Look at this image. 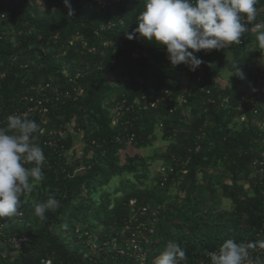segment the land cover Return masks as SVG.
<instances>
[{
	"label": "trees",
	"instance_id": "16d2710c",
	"mask_svg": "<svg viewBox=\"0 0 264 264\" xmlns=\"http://www.w3.org/2000/svg\"><path fill=\"white\" fill-rule=\"evenodd\" d=\"M70 4L71 13L63 0H0V122L24 113L38 85L88 73L81 100L55 105L46 118L29 116L40 126L44 179L21 196L18 215L0 218V264H138L128 247L134 235L148 262L175 241L191 264L226 239H264V50L251 32L256 24L264 30V0L241 44L196 53L204 63L195 72L173 66L166 46L126 38L145 0L106 11L94 0ZM111 16L125 25L95 36ZM78 34L98 53L89 54ZM257 61L262 66L253 67ZM234 64L253 80V93ZM223 71L229 82L219 80ZM158 130L168 150L143 154ZM158 160L166 174L153 167ZM49 196L60 207L41 220L34 206ZM15 238L28 241L17 250Z\"/></svg>",
	"mask_w": 264,
	"mask_h": 264
},
{
	"label": "clouds",
	"instance_id": "9594fccd",
	"mask_svg": "<svg viewBox=\"0 0 264 264\" xmlns=\"http://www.w3.org/2000/svg\"><path fill=\"white\" fill-rule=\"evenodd\" d=\"M71 13L70 0H63ZM258 0H145L137 17L138 27L127 34L166 46L173 66L184 64L195 72L204 61L196 55L201 50H221L231 44H241L248 25L256 21ZM262 29L261 24H256ZM257 47L264 50V30L256 33ZM233 75L244 78L238 64ZM232 75V76H233ZM39 124L29 113L9 115L7 124L0 127V218L18 215L21 196L31 193L44 179L45 156L35 142ZM31 164V167L27 165ZM60 207L54 196L34 206V214L41 220L48 211ZM264 249V239L237 242L226 239L216 251L208 254L210 264H264L252 252ZM187 256L181 245L168 241L153 264H183Z\"/></svg>",
	"mask_w": 264,
	"mask_h": 264
},
{
	"label": "built area",
	"instance_id": "2783aa9c",
	"mask_svg": "<svg viewBox=\"0 0 264 264\" xmlns=\"http://www.w3.org/2000/svg\"><path fill=\"white\" fill-rule=\"evenodd\" d=\"M71 1V0H70ZM124 0H94L101 9L104 11L108 10L111 6L120 4ZM112 18L104 22L99 28H97L94 31L95 36H100L102 32H108L109 30H112L113 28L121 25H125V21L119 17L111 16ZM260 29L256 28V25L251 27V32L256 33ZM78 39L81 40V43L83 44V48L87 49L89 54H96L98 53V48L96 47H89L87 41L83 38L81 35H77ZM109 46V42L105 41L103 43L104 48H107ZM87 71H79L74 75L66 74L64 76V81H55L53 79H50L44 84H40L37 86V96L31 97L27 101V107L24 110V112H28L29 116H40L43 118H46L49 116L51 109L58 104H66L68 102H78L81 100L85 95V87L82 83V79L87 76ZM113 79H110V82H112ZM189 90L187 87H184L183 94L188 93ZM246 99L242 98L241 102H244ZM186 102L184 95L181 97L180 103ZM223 104H228L227 100H224ZM124 109V106H121L120 103H118L114 111L117 113V116L121 115V111ZM257 113V111H255ZM245 121V117L241 118V122ZM117 120L115 119L113 124L115 125ZM7 124V119L3 122H0V127L2 124ZM259 125L262 126V123L260 122ZM134 138V135L131 136V139ZM49 145H52L51 142H47ZM159 171L163 174H166L167 169L164 167H160ZM137 236H133L131 243L129 244V249H133V251L136 253L138 264H147L148 263V254L146 252H143L141 248L138 249V240L136 238ZM27 238H15L12 241L13 247L17 250L21 249L25 242H27ZM248 242V241H245ZM118 254L124 255L126 254L125 250L121 249L118 250L116 248ZM216 251V250H214ZM212 251V252H214ZM211 253V252H209ZM208 253V254H209ZM206 255V258L198 259L196 262H193L191 264H210L209 256ZM252 258L253 260L256 257H260L262 260H264V249H256L252 252ZM44 264H51V260H43ZM184 264V263H183ZM186 264V263H185Z\"/></svg>",
	"mask_w": 264,
	"mask_h": 264
},
{
	"label": "rangeland",
	"instance_id": "374dc122",
	"mask_svg": "<svg viewBox=\"0 0 264 264\" xmlns=\"http://www.w3.org/2000/svg\"><path fill=\"white\" fill-rule=\"evenodd\" d=\"M39 5H41V4H39ZM40 10L42 11V10H44V8L40 7ZM262 64L263 63H261L260 61L259 62L257 61L256 64H253L254 65L253 67L262 66ZM244 78L246 80L245 81V91H247L248 93H253V91L255 90L254 86L252 85L253 80L250 78V76L248 74L245 75ZM180 79L184 80L183 83H185L186 85L185 84L184 85H185V87H187V82L185 80V77L183 75H181ZM231 79H232V76L227 71H223L222 75L219 77V80L221 82H229ZM259 88H260V91L264 92V80L260 82ZM262 104L264 106V103H262ZM157 134H158L159 138L154 143V149L148 148L145 151H143V154H146V155L150 154L154 150H156V152H158V153H164L165 151L168 150V142L163 138L162 133L158 130ZM79 145L80 144H78L79 149H82V148H80L81 145L80 146ZM131 152H134L136 154H142V151H140V150L132 149ZM81 155H82V152L79 150V156H81ZM153 167L155 168V170H157V171L159 170V168L161 167L159 160L156 163H154ZM181 195L183 196V194H181ZM224 204H226L225 201H224ZM226 206L228 207V205H226ZM223 207L226 208L225 206H223ZM152 261L153 260H151V262H148L147 264H151Z\"/></svg>",
	"mask_w": 264,
	"mask_h": 264
}]
</instances>
